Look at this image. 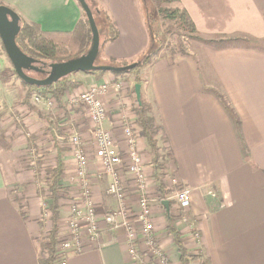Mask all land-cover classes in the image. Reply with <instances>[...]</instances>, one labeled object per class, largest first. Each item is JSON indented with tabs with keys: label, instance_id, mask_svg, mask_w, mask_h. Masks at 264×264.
<instances>
[{
	"label": "crops",
	"instance_id": "obj_1",
	"mask_svg": "<svg viewBox=\"0 0 264 264\" xmlns=\"http://www.w3.org/2000/svg\"><path fill=\"white\" fill-rule=\"evenodd\" d=\"M99 2L118 32L114 40L103 38L104 60L131 61L149 43L140 0ZM0 3L47 32L75 31L85 17L76 0ZM177 5L188 13L200 42L185 54L158 51L142 68L140 82V102L150 105L147 114L160 127L158 145L169 150L167 176H176L189 190L186 214L191 224L175 219V226L186 251L202 255L189 264H264V0H179ZM100 30L99 36L104 34ZM75 76L83 87L114 81L85 72ZM128 80L126 88L134 83L132 76ZM16 105L0 119V264H38V240L50 223L42 221L48 209L37 191L29 147L34 155L31 140L43 135L48 124L25 102ZM49 111L54 117V109ZM119 118L107 117L103 123L117 140L122 137ZM53 134L61 139L56 129ZM118 146L123 148L122 143ZM138 149L151 186L149 148L147 153ZM101 179L91 178L99 215L113 206L99 189ZM162 182L169 189L166 177ZM150 186V191L155 189ZM150 194L153 199L161 195ZM136 200L129 185L127 202L134 205ZM151 210L161 244L166 252H174L171 262L180 264L177 246L165 228L166 209L154 200ZM64 214L58 219L60 235ZM100 242L69 252L66 264H135L122 232H104Z\"/></svg>",
	"mask_w": 264,
	"mask_h": 264
},
{
	"label": "built area",
	"instance_id": "obj_2",
	"mask_svg": "<svg viewBox=\"0 0 264 264\" xmlns=\"http://www.w3.org/2000/svg\"><path fill=\"white\" fill-rule=\"evenodd\" d=\"M114 86L119 88L121 84L117 83ZM107 90L106 84L92 85L75 101L86 109L93 122L90 133L95 151L88 155L84 148L82 149L83 143L81 137H77L78 133L73 132L74 135L70 133L72 135L68 140L73 146V160L76 164L74 176L79 192L73 202L65 208L66 216L62 223L64 233L60 235L56 254L61 259L60 264H66L65 259L69 252L79 250L83 244L99 245L101 234L104 232L120 231L124 234L128 256L135 264H173L161 244V237L157 234V218L153 215L151 206L154 200L160 205L166 200L169 209L165 212L164 219L167 221L169 214L174 220L190 225L186 214L189 207V190L178 181L176 176L171 175L170 183L174 188L169 187L170 194L165 198L159 194H157L159 197L152 198L153 195L151 196L148 190L149 178L145 174L138 149L139 132L137 133L136 128L133 127L135 121H132L133 123L123 121V124L121 122L122 137L119 140L103 126L108 116L100 96ZM34 97L36 102L42 100L36 95ZM53 104L52 99L46 100L48 107ZM119 143H122V149L119 148ZM90 158L100 165L96 171L89 168ZM154 167V163H151L150 168L154 169ZM93 176L107 177L105 193L115 203L114 208L101 215L96 211L91 197ZM150 176L153 181L152 174ZM129 185H133L137 195L134 205L127 202Z\"/></svg>",
	"mask_w": 264,
	"mask_h": 264
},
{
	"label": "trees",
	"instance_id": "obj_3",
	"mask_svg": "<svg viewBox=\"0 0 264 264\" xmlns=\"http://www.w3.org/2000/svg\"><path fill=\"white\" fill-rule=\"evenodd\" d=\"M146 1L147 0H140L144 15L145 26L147 29V33L149 35V43L146 49L143 50L141 53H139L131 61H126V60L114 61L113 59H108L107 61L103 62V64L113 65V66H123L132 62L138 63L136 67H134L133 69L127 72L113 73V74L115 75L126 74L133 77L134 83L132 86H130L129 91L132 95V99H133L132 101L134 103V107L132 110H133V114L135 115V126H136L135 128L140 132V136L147 144L151 154L152 163H154L155 165L151 173L153 174L155 189L157 192H159L162 195V198H165L170 194V190L164 186V183L162 182V178H161L162 176H160L161 175L160 170L162 169V166H165L166 162L169 159V150L165 147H162L161 145L160 146L158 145L157 136L160 131V127L154 124L152 122V119L147 114L150 110V105L142 101L140 104H138L134 93V85L136 83L140 84L141 82V70L143 66L150 63L152 56H154L164 46L163 41H161V38L159 37V34L156 31H154V28H151L152 22L154 21L155 18L154 16L156 15L154 13H151ZM159 1L161 3L164 2V3L176 4L175 7L163 9L162 18L175 21L178 24V27L181 28L185 32V34H187V36H189L191 39H196L197 38L196 28L192 20L190 19L188 13L185 11V9L177 5L179 3V0H159ZM91 7L93 8L91 9ZM91 7L90 9L92 11L93 18L97 28L100 30L98 26L102 25L106 29L104 42L114 40L117 37L118 32L107 12L104 10L103 7H101L100 5L98 6L93 2ZM159 12L160 11H157V15ZM19 25H20V29L15 37V42L17 46L26 55L43 62H47V61L61 62V61H67L70 59L77 58L80 55L84 54L89 49L91 44V32L86 17H84V21L81 24L83 26L82 29L84 35V42L80 45L76 42L78 37V35L76 36V34L79 32L78 31L79 27H77L75 31H71V32H62V31L47 32V31H42L39 28V26H37L34 23H28L26 21H22L21 23L20 21ZM60 38H63L67 42L66 46H62L59 44L58 40ZM72 42L74 44H72ZM179 46L180 48L178 50V53L185 54V51L183 50L181 44H179ZM96 64L98 63L96 62ZM103 64H99V65H103ZM105 72L106 71H93V72H89V74H94L96 77H101ZM36 75L38 76L37 78L39 79L43 77V75L40 73H37ZM69 78L70 77L68 75L66 77H63L59 80L52 82L51 84L42 87H38L35 85H28L20 80L22 85L26 89L25 92L26 94L23 98V102L28 103V98L33 93L34 95L38 97L40 96L42 98V100L37 103L42 102L43 105L45 106V109L48 111L49 109H53L55 107L54 98H56V100H59L63 94L68 93L76 85L80 84V83L76 84L74 81H71V79ZM47 99H52L54 101L53 107L52 106L48 107V105H46ZM54 109H56V107ZM46 118L48 124L46 130L53 138H55V135L53 134V130L55 129H56V134H60V138H62L63 140H67V136H68L67 134L69 132L65 135H61L63 133L62 131L75 130L71 126L67 127L66 129H62L60 126H58L63 124L65 119L59 118L57 113H55L54 117H52L51 112L49 111L48 113H46ZM35 137L36 136H33V140ZM33 140L31 141L34 143ZM36 143H34V146ZM54 144H55V148L57 149L55 155V161L52 164L46 165L44 169L45 174L41 176V181H43L47 185L46 192L48 193L47 195L48 199H46L45 205L47 202L48 207L46 208L50 211L51 214L50 217L51 225L47 233L44 236L40 237L38 240L39 248H40L38 264H56V262L59 264L61 262V259L58 258L56 253H57V246L60 242L58 219L60 218L61 214L65 213L64 216H66V210H61V208L65 204L59 202L61 198L60 192H62L63 190L62 189L63 187L60 186V180L64 172L65 161L63 160V152L65 151V148L62 147V145H59L58 147V143H54ZM31 152L32 151L29 147V153L31 154ZM38 164H40V161H38ZM38 170L39 171H36V174L37 176L38 175L40 176L41 175L40 169ZM98 182H100V180ZM91 186H92V182H91ZM105 189L103 191L104 195H106ZM106 196L113 201L111 197H109L108 195ZM74 199L75 196L73 197V200ZM73 200H71V202H73ZM114 206L115 203L113 201V206L108 207V209L109 208L112 209L114 208ZM166 228L167 231L171 234L174 244L177 246V252L179 253L180 264H189V262L200 259L202 257L201 253L189 254L186 251V249L183 246L182 236L180 232L177 230V227L173 222V218L170 217L169 214H167Z\"/></svg>",
	"mask_w": 264,
	"mask_h": 264
},
{
	"label": "rangeland",
	"instance_id": "obj_4",
	"mask_svg": "<svg viewBox=\"0 0 264 264\" xmlns=\"http://www.w3.org/2000/svg\"><path fill=\"white\" fill-rule=\"evenodd\" d=\"M85 1L87 5L90 7L92 6V2L102 7L99 0H85ZM146 3L151 13H154L156 15L154 16L155 18H154V21L152 22L151 28H154V31H156L159 34L161 41H163L164 46L160 49L163 53H168V54L178 53V50L180 48L179 44H181L185 52H192L194 50V47L196 48L197 41L200 42V40H196V39H199L200 37L196 39H191L189 36H187V34H185V32L181 28L178 27V24L175 21L162 18V15H163L162 10L166 8L175 7L176 6L175 3H164V2L161 3L159 0H147ZM0 5H3V4L0 3ZM92 8L93 7H91V9ZM157 11H160L161 13L159 12L157 15ZM20 21L22 23V21L24 20L20 19ZM81 24L82 23L79 24V29H78L79 32L76 34V36L78 35L76 42L79 45L84 42V35H83V29H82L83 26ZM98 27L101 29L100 32L104 34H101L100 36V48H99V52H98L95 62H97L98 64H103V62L107 60H104V56L101 52V43L103 41V38L105 37L104 31L106 29L102 25H99ZM58 42L62 46L67 45V42L63 38H60ZM203 43H205L204 40H203ZM72 44L74 43L72 42ZM153 59L154 57L151 60ZM114 61H118V60H114ZM45 63H52V62L47 61ZM81 73H82L81 71H78V72H73L71 75H69L70 77L69 79H71V81H74L76 84L77 83H80V84L76 85L68 93L63 94L59 100H56V98H54L55 107H56V109H54L55 107L53 108L54 112L58 114L59 118L65 119V121L63 122V124L65 125L62 129H66L67 127L71 126L75 130H64L66 132L64 131H62L63 133L61 132L62 133L61 135H65L70 131L67 134L68 135L67 140H63L62 138L61 139L53 138L46 130L43 133V135L41 134L40 136H38V138L35 137L33 140L34 143L36 142L38 143L37 146H34L35 147L34 155L29 153L30 156L33 157V158L30 157V159L31 161L34 162L35 172L39 171L38 169H40L41 175L37 176V180H38L37 181V191L42 196V199L44 200V205H45L46 199H48V196H47L48 193L46 192L47 185L46 183L41 181V176L45 174L44 169L46 165L52 164L55 161V155H56L57 149L55 148L54 143H58V147L59 145H62V147L65 148V151L63 152V160H65L64 172L60 180V186L63 187L62 188L63 190L62 192H60L61 198L59 200V202L64 203L65 206H68L71 203V200H73V197L79 192L78 186L75 182V176H74L75 170H76V164H75V161L73 160L74 151H73L72 144H70L68 140V137L72 135L73 132L78 133L77 137L79 138L80 136L81 141L83 143L82 149L84 148V151L87 152L88 155H91L95 151L92 141L90 139L91 135L88 132V131H91L93 127V122L90 120V117L88 116L86 112V109L82 107V105L75 102L81 93L85 92L89 87L92 86V85H86L85 87L82 86V81L78 80V78H76L75 76V75H78L80 77ZM28 75L34 78L38 77L33 72H29ZM104 75H106L105 76L106 78L113 77L114 79V81L107 80V82H105V84L108 86V90L100 96L102 100L101 102L105 108L106 116L113 117L114 115H119V117L121 118L119 119H120V122H122V124H123V121L125 122L128 121V122L133 123L132 121H134L135 115L133 114L132 109L134 107V103L132 101L133 100L132 95L129 91L130 87L126 88L128 84L125 82V81H128L130 83L128 78H130L131 76L126 75V74L125 75H115L112 72H108V71L104 73ZM117 83H120L121 87L115 88L114 85H116ZM102 85L103 83L97 84V86H102ZM25 92H26V89L22 85L20 79L15 75L13 67L4 52V49L2 48V44L0 41V119L3 115L6 116L10 113L8 111L13 105L17 104L16 106H18V104H21V102L23 101ZM25 104L29 110L33 111L34 109V111H40V113H42L43 115L42 116L39 115V116L44 118L45 120L47 119L46 110L44 109L45 106L43 105L42 102L37 103L35 101V97H29L28 103H25ZM72 115L75 118L71 117ZM75 120H77V122L80 125H78L75 122ZM90 124L91 126H89ZM133 127H136V126L133 125ZM84 130H88L87 135L83 133ZM138 132L139 131L137 130V133ZM139 136H140V132H139ZM44 139H46L47 141L41 142ZM84 140H88V141L90 140V141L89 143H86L84 142ZM138 148H142V151L144 153H147L148 146L147 144H145L144 140L141 137H138ZM150 155L151 154H149V152L146 154L147 157H149ZM38 161H40V164H38ZM98 166H100L99 163L94 161L93 158H90L89 168L96 171ZM166 168L167 167L162 166V169L160 170V173H161L160 176L163 177V178L161 177L162 179L166 177L170 183V178H168L167 176L169 172L168 171H167L168 173L166 172ZM152 178H153V174H152ZM154 184L155 182L153 179L151 186L155 187ZM99 186H100L99 189L104 191V189L107 186V181L103 180L102 178L99 182ZM168 186L174 188V185L169 184ZM134 191H135V188H134ZM155 191L156 189L154 190L152 189L151 191L149 189V192H155ZM46 207H48L47 202H46ZM109 209L106 208L105 211ZM61 210H63V207L61 208ZM46 216L42 218L43 219L42 221L50 223L51 214L49 210ZM173 222H174V219H173ZM45 234L46 233L44 232L43 236ZM172 253L174 252L168 251L167 255L168 256L172 255ZM56 264L58 263L56 262Z\"/></svg>",
	"mask_w": 264,
	"mask_h": 264
},
{
	"label": "water",
	"instance_id": "obj_5",
	"mask_svg": "<svg viewBox=\"0 0 264 264\" xmlns=\"http://www.w3.org/2000/svg\"><path fill=\"white\" fill-rule=\"evenodd\" d=\"M82 8L91 32V44L89 49L77 58L61 62L45 63L26 55L19 49L15 42V37L20 29V17L11 8L6 5H0V41L4 52L11 63L16 76L28 85L38 87L46 86L63 77L71 75L73 72H93L108 71L112 73L127 72L137 66V62H132L123 66L99 65L96 64V57L100 48V36L95 24L93 14L85 0H76ZM38 65L48 66L44 70ZM27 70L42 72L46 74L45 78H34L28 75ZM134 93L138 104H140V84L134 85ZM162 205L168 211L169 203L162 201Z\"/></svg>",
	"mask_w": 264,
	"mask_h": 264
},
{
	"label": "flooded vegetation",
	"instance_id": "obj_6",
	"mask_svg": "<svg viewBox=\"0 0 264 264\" xmlns=\"http://www.w3.org/2000/svg\"><path fill=\"white\" fill-rule=\"evenodd\" d=\"M39 67H41V68H43L44 70H48V66H43V65H38ZM29 72H33V73H35V74H37V73H40V74H42L43 75V77L42 78H45L46 77V74L45 73H42V72H35V71H31V70H27V73H29ZM37 78V77H36Z\"/></svg>",
	"mask_w": 264,
	"mask_h": 264
}]
</instances>
